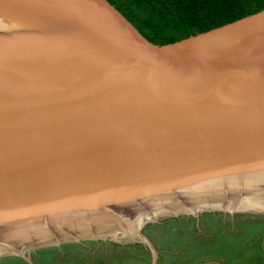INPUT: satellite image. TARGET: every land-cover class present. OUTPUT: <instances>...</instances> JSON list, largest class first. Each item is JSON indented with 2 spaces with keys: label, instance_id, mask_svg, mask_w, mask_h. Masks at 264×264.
<instances>
[{
  "label": "water",
  "instance_id": "obj_1",
  "mask_svg": "<svg viewBox=\"0 0 264 264\" xmlns=\"http://www.w3.org/2000/svg\"><path fill=\"white\" fill-rule=\"evenodd\" d=\"M236 208L264 210V10L160 45L109 0H0V260L137 234L157 264L145 225Z\"/></svg>",
  "mask_w": 264,
  "mask_h": 264
},
{
  "label": "rangeland",
  "instance_id": "obj_2",
  "mask_svg": "<svg viewBox=\"0 0 264 264\" xmlns=\"http://www.w3.org/2000/svg\"><path fill=\"white\" fill-rule=\"evenodd\" d=\"M207 214L213 215L208 218ZM149 224L164 230V233L161 231L155 236L163 240L161 246L153 243L158 252L157 264H264V210L236 208L234 211L187 216L184 221L166 218ZM148 225L142 228L143 232L154 231ZM224 234L231 236V239ZM140 240L139 235L133 234L113 241L71 242L82 247L71 248L64 254L61 250L60 255L47 264H117L124 256L127 257L121 264H152L149 246L143 245L151 259L138 249ZM27 256L31 262H26L38 264L40 257L36 252H28ZM70 256L76 258L71 257L72 263L66 261Z\"/></svg>",
  "mask_w": 264,
  "mask_h": 264
},
{
  "label": "trees",
  "instance_id": "obj_3",
  "mask_svg": "<svg viewBox=\"0 0 264 264\" xmlns=\"http://www.w3.org/2000/svg\"><path fill=\"white\" fill-rule=\"evenodd\" d=\"M148 40L164 45L173 43L199 33L221 27L246 16L264 10V0H109ZM213 214H207L211 218ZM187 216L169 218V220L184 221ZM192 217V216H190ZM153 232L144 230L150 237H154L164 230L148 225ZM166 235V233H165ZM226 235V234H224ZM227 236V235H226ZM225 236V237H226ZM226 238L231 239V236ZM234 238V237H233ZM228 239V241H229ZM163 240L155 238V245L159 246ZM159 242V243H157ZM161 246V245H160ZM82 247L78 243H70L59 247H49L37 250L38 264H47L60 255V251L69 252L71 248ZM72 249V250H73ZM138 249L150 258L142 243ZM147 251V252H146ZM75 258L70 256L66 261ZM124 258L117 264H121ZM45 259H48L45 261ZM76 259V258H75ZM151 259V258H150ZM77 262V261H76ZM0 264H29L20 257H4Z\"/></svg>",
  "mask_w": 264,
  "mask_h": 264
},
{
  "label": "flooded vegetation",
  "instance_id": "obj_4",
  "mask_svg": "<svg viewBox=\"0 0 264 264\" xmlns=\"http://www.w3.org/2000/svg\"><path fill=\"white\" fill-rule=\"evenodd\" d=\"M144 233H145V232H144ZM146 235H147V234H146ZM147 236H149V235H147ZM149 237H150V236H149ZM150 238L152 239V242L155 243V240H154L155 238H154V237H150ZM153 238H154V239H153Z\"/></svg>",
  "mask_w": 264,
  "mask_h": 264
},
{
  "label": "crops",
  "instance_id": "obj_5",
  "mask_svg": "<svg viewBox=\"0 0 264 264\" xmlns=\"http://www.w3.org/2000/svg\"><path fill=\"white\" fill-rule=\"evenodd\" d=\"M61 253H63V254H64V253H67V251H64V252H61Z\"/></svg>",
  "mask_w": 264,
  "mask_h": 264
},
{
  "label": "bare ground",
  "instance_id": "obj_6",
  "mask_svg": "<svg viewBox=\"0 0 264 264\" xmlns=\"http://www.w3.org/2000/svg\"><path fill=\"white\" fill-rule=\"evenodd\" d=\"M262 201V200H261ZM260 202V201H259Z\"/></svg>",
  "mask_w": 264,
  "mask_h": 264
}]
</instances>
